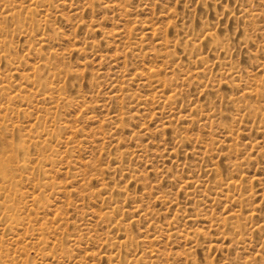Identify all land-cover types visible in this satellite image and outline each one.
Listing matches in <instances>:
<instances>
[{
  "label": "rangeland",
  "instance_id": "374dc122",
  "mask_svg": "<svg viewBox=\"0 0 264 264\" xmlns=\"http://www.w3.org/2000/svg\"><path fill=\"white\" fill-rule=\"evenodd\" d=\"M0 160V264H264V0H0Z\"/></svg>",
  "mask_w": 264,
  "mask_h": 264
},
{
  "label": "bare ground",
  "instance_id": "6f19581e",
  "mask_svg": "<svg viewBox=\"0 0 264 264\" xmlns=\"http://www.w3.org/2000/svg\"><path fill=\"white\" fill-rule=\"evenodd\" d=\"M17 147V150L19 152H24V147L22 145L17 144L16 145ZM12 158V157H11ZM13 159V158H12ZM11 159V160H12ZM0 175L4 176V177H7L9 175V170H8V167L6 168V166L2 163V161L0 160Z\"/></svg>",
  "mask_w": 264,
  "mask_h": 264
}]
</instances>
